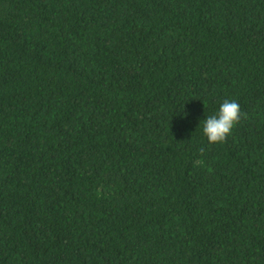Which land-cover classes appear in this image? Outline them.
<instances>
[{"label":"trees","instance_id":"trees-1","mask_svg":"<svg viewBox=\"0 0 264 264\" xmlns=\"http://www.w3.org/2000/svg\"><path fill=\"white\" fill-rule=\"evenodd\" d=\"M0 264H264V0H0Z\"/></svg>","mask_w":264,"mask_h":264},{"label":"clouds","instance_id":"clouds-1","mask_svg":"<svg viewBox=\"0 0 264 264\" xmlns=\"http://www.w3.org/2000/svg\"><path fill=\"white\" fill-rule=\"evenodd\" d=\"M186 115V113H185ZM241 119L239 104L234 100H224L215 115L203 120V134L210 144L221 143L229 136Z\"/></svg>","mask_w":264,"mask_h":264}]
</instances>
